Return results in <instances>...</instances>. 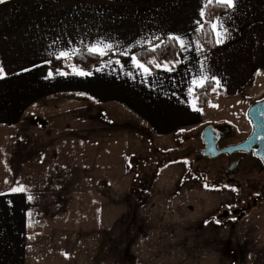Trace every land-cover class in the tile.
<instances>
[{"label":"crops","instance_id":"crops-1","mask_svg":"<svg viewBox=\"0 0 264 264\" xmlns=\"http://www.w3.org/2000/svg\"><path fill=\"white\" fill-rule=\"evenodd\" d=\"M206 2L5 0L0 3V65L7 73L0 79V127L26 120L37 124L82 100L124 113L126 120L148 130L154 139L181 134L202 124L207 106H198L200 87L189 94L192 79L207 76L214 82L211 96L222 91L225 96L234 97L257 76L264 75V0H235L234 8L220 12L212 23L219 18L223 24L220 30L226 29L230 35L213 49L204 47L201 32L195 31L197 21L203 22L200 11ZM169 35H179L190 45L181 51L177 44L181 63L172 72L155 67L146 76L133 66L132 55L157 46ZM152 37L160 39L152 40L151 44L145 42ZM97 41L111 43L113 48L88 70L76 65L75 54L61 58L64 69H49L45 63L56 59L60 51L71 52L73 48L78 49L77 53L87 51V46ZM197 44L202 51L197 50ZM125 49L129 52L126 56L122 55ZM25 68L31 71H23ZM50 71L53 76L45 79ZM58 71L65 75L57 74ZM77 71L90 75H76ZM16 184V179L5 182L15 187ZM12 188L0 189L4 193L0 195V264H103L102 259L100 263L94 261V251L85 256L82 247L90 242V235H82L71 224L70 209L64 216L61 212L55 216L67 218L66 223L60 219L56 224L33 223L29 217L28 192L12 193ZM260 222L264 234V197ZM248 264H264V238L248 256Z\"/></svg>","mask_w":264,"mask_h":264},{"label":"rangeland","instance_id":"rangeland-1","mask_svg":"<svg viewBox=\"0 0 264 264\" xmlns=\"http://www.w3.org/2000/svg\"><path fill=\"white\" fill-rule=\"evenodd\" d=\"M263 96L264 75L234 97L217 91L205 121L228 125V140L238 139L249 103ZM124 117L82 100L37 124L0 127V189L15 179L24 186L33 223H66L55 216L70 209L71 224L90 235L85 256L94 251L98 263L248 264L264 238L262 200L235 210L244 201L234 187L214 185L221 158L173 155L201 124L154 139Z\"/></svg>","mask_w":264,"mask_h":264},{"label":"flooded vegetation","instance_id":"flooded-vegetation-1","mask_svg":"<svg viewBox=\"0 0 264 264\" xmlns=\"http://www.w3.org/2000/svg\"><path fill=\"white\" fill-rule=\"evenodd\" d=\"M246 119V129L240 133L241 136L238 139L228 140L233 136L228 125L204 121L195 132L193 143L173 151L175 157L181 154L183 156L194 155L197 160L221 158L223 163L218 169L221 173L215 177L214 185L226 189L234 187L233 189L236 191L232 194L244 201L242 208L234 209L240 210L242 213L249 210L248 203H258L264 197V155L257 154V151L264 150V138L262 137L263 141L247 144L246 149L232 150L230 148L247 139L252 133L251 122L247 117ZM209 136L214 137L218 149L228 148L230 151L219 153L214 157L202 153L210 142ZM236 215L238 216V214Z\"/></svg>","mask_w":264,"mask_h":264},{"label":"snow or ice","instance_id":"snow-or-ice-1","mask_svg":"<svg viewBox=\"0 0 264 264\" xmlns=\"http://www.w3.org/2000/svg\"><path fill=\"white\" fill-rule=\"evenodd\" d=\"M4 2H5V0H0V3H4ZM207 3L208 4L213 3V0H207ZM215 3L218 5H221L223 7H226L228 9L234 8V6H235V0H215ZM205 14H206L205 11L203 9H201V11H200L201 20H203ZM197 24H198V27L195 29V31L197 33H199L203 30L204 23H202L201 21H197ZM222 28H223V24L221 23L219 18H217L216 21L211 24L212 32L214 33V35L216 37V40H215L216 44L224 43L225 38H227V36L230 35L227 33L226 29L222 32L220 30ZM159 39H160L159 37H152L151 39H148L145 42L148 44H151L152 40H159ZM168 40L169 41H175L176 44L179 45L181 51H186L190 46L179 35H169ZM53 43H56V41H54ZM69 43H71V42H69ZM136 43L139 45V44H141V41L138 40V41H136ZM112 48H113V45L111 43H104L103 41H97L96 43L87 46V51L89 54L99 55V56L103 57V56L107 55V53L110 52L112 50ZM153 50H154V48H153ZM197 50L202 51L199 44H197ZM77 51H78V49H75V48H73L71 50V52L60 51L59 55L56 56V59L66 58L69 55H74L77 53ZM128 54H129V52L127 49H125L124 52L122 53V55H125V56ZM49 55L51 56L52 53H49ZM131 61H132L133 66L139 70H142L144 75L149 76L152 74L151 69L149 67L145 66L144 63H141V61L137 58L136 55L131 56ZM45 63H51V61L46 60ZM109 63H111V61H109ZM116 63H119V60H117ZM151 63H154L156 68H163L164 71L172 72L175 69V66L177 64L181 63V61L179 59H177L176 61L172 62L170 65L168 63H165L162 65L160 63H155L154 61ZM34 67H40V65H34ZM23 71L27 72V71H31V69L25 68ZM57 74L65 75V73L59 72V71ZM75 74L80 75V76L90 75V73H87L84 71H77ZM6 75H7V73L5 71V68L2 65H0V79L5 78ZM52 76H53V73L50 71L48 73V76L45 77V79L51 78ZM208 79H209V77H207V76H201L198 79L197 78L192 79L190 81V87L188 89L189 94H192L194 89L197 87H201V88L204 87V85ZM211 79L215 80V77H211ZM216 83L218 85L219 81H216ZM80 95H84V93H80ZM181 131H183V129H181ZM207 186L208 185H205V187H207ZM233 190H235V189H233ZM24 191H25V188L23 185H19L18 187H13L11 189L12 193H23ZM0 195H4V193H0ZM28 199L31 200L32 197L29 196Z\"/></svg>","mask_w":264,"mask_h":264},{"label":"trees","instance_id":"trees-1","mask_svg":"<svg viewBox=\"0 0 264 264\" xmlns=\"http://www.w3.org/2000/svg\"><path fill=\"white\" fill-rule=\"evenodd\" d=\"M228 8L223 7L215 3L208 4L207 2L203 6V10L205 11V16L203 18L204 28L201 31V39L204 47L208 49H213L216 46L214 33L211 29V24L214 18L220 13ZM154 48V50H153ZM134 55L137 58L147 65L149 68H155V63L165 64L172 63L178 59V47L175 41H169L168 37L165 38L160 44L154 47H146L138 50ZM107 55L101 57L99 55L89 54L88 51H83L76 53L73 56L74 62L76 65L83 70L90 69L96 62L104 59ZM49 69H60L66 68L62 59H53L51 63H47ZM214 86V82L208 80L204 87H200L197 90L198 95V106L206 107L209 104V98L212 94V87Z\"/></svg>","mask_w":264,"mask_h":264},{"label":"water","instance_id":"water-1","mask_svg":"<svg viewBox=\"0 0 264 264\" xmlns=\"http://www.w3.org/2000/svg\"><path fill=\"white\" fill-rule=\"evenodd\" d=\"M246 117L250 120L252 125V133L250 136L242 141L241 143L230 147L233 149H246V145L249 143H256L258 141H263L264 138V97L261 99L254 101L250 104L246 111ZM206 133V132H205ZM210 137V142L207 144L206 148L202 153L205 155H210L212 157L218 155L219 153L230 151L228 148L218 149L216 147V141L214 137ZM264 143V142H263ZM257 154L264 155V150L257 151Z\"/></svg>","mask_w":264,"mask_h":264}]
</instances>
